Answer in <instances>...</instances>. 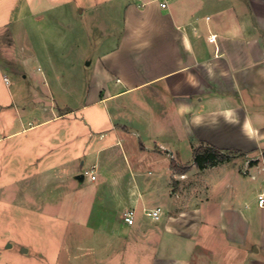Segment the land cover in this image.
<instances>
[{
  "label": "crops",
  "instance_id": "0c3cea01",
  "mask_svg": "<svg viewBox=\"0 0 264 264\" xmlns=\"http://www.w3.org/2000/svg\"><path fill=\"white\" fill-rule=\"evenodd\" d=\"M65 2L21 0L29 13L15 22L26 31L25 52L10 45L0 53V153L6 174L22 165L20 195L93 227L101 180L109 172L122 180L126 164L133 183L124 194H110L122 195L113 200L119 205L102 203L97 213L99 260L264 264V202L258 200L264 183L258 187L255 175L228 167L244 169L264 151V0H126L121 28L102 35L99 52L84 64L90 67L86 75L79 55L73 60L68 53L75 32L62 19L42 18V8L52 13ZM85 9L103 17L117 10L112 0H92L79 12ZM29 19L42 35L29 33ZM40 19L47 31L39 29ZM12 21L0 22V32ZM34 63L37 76L30 73ZM55 98L80 103L58 107ZM199 144L245 157L215 166V186L197 193L203 199L169 213L168 196L179 194L169 181L185 176L170 162L192 170ZM158 181L166 189L161 200L147 201ZM157 207L158 219L146 214ZM128 209L134 211L130 225L123 219ZM112 210L120 211L119 219Z\"/></svg>",
  "mask_w": 264,
  "mask_h": 264
},
{
  "label": "rangeland",
  "instance_id": "374dc122",
  "mask_svg": "<svg viewBox=\"0 0 264 264\" xmlns=\"http://www.w3.org/2000/svg\"><path fill=\"white\" fill-rule=\"evenodd\" d=\"M14 1L19 3L16 9L12 10ZM92 0H66L65 5H62L63 9H54L52 13L43 10L42 18L50 17L54 20H61V23L65 25L66 29L71 30L72 38H68V51L71 58L74 60L79 55L82 66V74L89 71L90 67H86L84 64L90 58L94 59V56L99 52L102 43V35L108 34L109 29L113 28V31L121 28L122 26V11L123 3L126 0H112L114 2L115 13H106L100 15L99 12H90L86 9L83 13L79 12L81 7H85L87 2ZM101 2L103 0H96ZM21 0H0V22L6 21L9 17L13 19L11 27L7 28L3 32H0V53L6 50L10 45L15 48L17 53L23 51V45L25 44V32L21 28L18 21L15 22L17 16L19 21H22L20 17L28 16V7L21 3ZM107 8V6L105 5ZM30 8V7H29ZM31 9V8H30ZM12 11V14H11ZM10 15V16H9ZM110 19V22L109 20ZM41 18V19H42ZM106 20H103V19ZM40 19L39 26L43 32V28L47 31L49 26ZM42 23L44 26L40 25ZM29 33L39 35V30H35L34 23L29 19L24 23ZM109 27H108V26ZM11 28L15 29V35L10 34ZM52 29V27H50ZM85 32V33H84ZM104 32V33H103ZM36 35L38 39L39 36ZM40 35L42 33L40 32ZM27 42V41H26ZM27 44V43H26ZM6 47L5 49H3ZM7 55H3V57ZM5 58V57H4ZM11 63H9L10 65ZM56 65H63L62 63H56ZM36 64L30 67V73L37 76ZM12 78L13 82L15 79ZM14 86V84L12 85ZM46 86V85H45ZM48 87V84H47ZM80 100H59L55 98V104L58 107H75L79 105ZM29 145H25L22 149L27 151ZM32 151L26 152L29 157ZM228 152V151H226ZM231 155L228 160L223 162H217L198 168L195 166L193 169H189L185 172V176L180 180L172 179L169 181L172 191L179 189V194L170 193L168 196V212L172 213L179 209H187L198 203V200L203 197L197 195V193L208 190L215 186V175H217L220 168L215 166H221L234 158H244L243 153H236L230 151ZM26 156V157H27ZM254 154L248 161L247 166L241 169L240 164L235 166L234 163L229 164V169H235L240 174L244 173L247 176L255 175L253 182L259 187V182L264 183V157ZM241 157V158H240ZM19 166L18 169L13 168L12 174H6L4 169L7 165L3 164L0 153V264H120L115 260L101 261L96 254V221L100 219L98 210L102 203L110 205V209L114 205L117 206L119 201L113 203V200H119L120 197L114 198L110 194L118 193L119 195L126 191V188L131 186L129 179V165L122 164L120 166V174L122 180L117 181L116 175L113 172L107 173L105 180H101V185L98 188V195L95 201L93 212L90 215V224L93 227L87 228L86 226L77 225L70 219V214L55 211V207L47 205L43 206L38 202V198L29 195H20L21 183L18 179H21L22 169ZM85 166V165H84ZM218 169V170H217ZM14 174V175H13ZM13 175V176H12ZM258 178V179H257ZM30 182L25 181V186H28ZM58 184H60L58 182ZM159 185L155 192L154 197L147 198V201L151 200L153 203H158L161 200L162 193L166 190L163 187V181H158ZM162 185V187H161ZM3 186V187H2ZM30 189V188H29ZM22 191V190H21ZM195 194V195H194ZM161 195V196H160ZM124 196V195H123ZM160 196V197H159ZM126 201V198H123ZM111 200V202H107ZM101 203V204H100ZM123 203V202H122ZM128 204V202H124ZM150 204V203H148ZM119 205V204H118ZM58 214V216H55ZM116 219H119L120 211H113L110 213ZM89 240L88 245L82 243V240ZM114 258V257H113Z\"/></svg>",
  "mask_w": 264,
  "mask_h": 264
},
{
  "label": "trees",
  "instance_id": "16d2710c",
  "mask_svg": "<svg viewBox=\"0 0 264 264\" xmlns=\"http://www.w3.org/2000/svg\"><path fill=\"white\" fill-rule=\"evenodd\" d=\"M193 163L198 168H203L204 166L215 164L217 162H223L229 159L231 153L224 152L218 148L207 146L204 144H199L195 146L192 150ZM264 157V151L262 152ZM170 168L178 173H185L189 169V165H179L176 161L172 160L170 162Z\"/></svg>",
  "mask_w": 264,
  "mask_h": 264
},
{
  "label": "built area",
  "instance_id": "2783aa9c",
  "mask_svg": "<svg viewBox=\"0 0 264 264\" xmlns=\"http://www.w3.org/2000/svg\"><path fill=\"white\" fill-rule=\"evenodd\" d=\"M161 5L165 6V2H162ZM208 40L209 41H214L215 40V36L214 35L209 36ZM4 80L7 81V78L4 77ZM89 175H90L91 179L95 178V174H94V169L93 168H91L89 170ZM258 200H259L260 203L264 202V191L261 192L258 195ZM146 214L148 216L152 217L153 219H158L160 217V208L157 207V208L149 209V210H147ZM123 219H124V221L127 224H129V225L132 224L134 222V211H133V209L126 210L124 212V214H123Z\"/></svg>",
  "mask_w": 264,
  "mask_h": 264
}]
</instances>
